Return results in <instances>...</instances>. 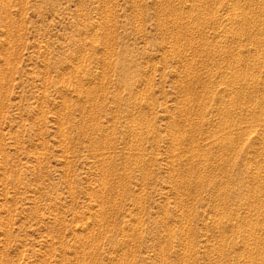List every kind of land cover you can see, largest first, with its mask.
Returning a JSON list of instances; mask_svg holds the SVG:
<instances>
[{
  "label": "rangeland",
  "instance_id": "374dc122",
  "mask_svg": "<svg viewBox=\"0 0 264 264\" xmlns=\"http://www.w3.org/2000/svg\"><path fill=\"white\" fill-rule=\"evenodd\" d=\"M0 264H264V0H0Z\"/></svg>",
  "mask_w": 264,
  "mask_h": 264
}]
</instances>
